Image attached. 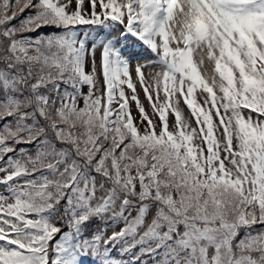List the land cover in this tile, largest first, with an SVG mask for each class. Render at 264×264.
I'll return each mask as SVG.
<instances>
[{
	"label": "snow or ice",
	"instance_id": "obj_1",
	"mask_svg": "<svg viewBox=\"0 0 264 264\" xmlns=\"http://www.w3.org/2000/svg\"><path fill=\"white\" fill-rule=\"evenodd\" d=\"M0 264H264V0H0Z\"/></svg>",
	"mask_w": 264,
	"mask_h": 264
}]
</instances>
